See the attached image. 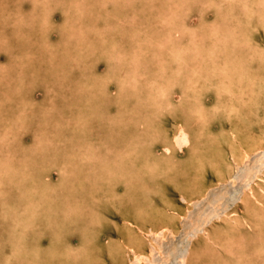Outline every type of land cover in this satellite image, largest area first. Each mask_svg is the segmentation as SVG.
Returning <instances> with one entry per match:
<instances>
[{
  "label": "rangeland",
  "instance_id": "1",
  "mask_svg": "<svg viewBox=\"0 0 264 264\" xmlns=\"http://www.w3.org/2000/svg\"><path fill=\"white\" fill-rule=\"evenodd\" d=\"M36 1L37 2L35 3V0H0V91L2 92H0V139L2 138L0 141V158L5 160L0 166V264H42V262L48 260L46 254L47 251L50 252L49 256H53V254H56L57 252L55 255L57 257L59 252L65 250L64 258L65 256H69V252L75 251L80 243V238L77 232L80 228L78 224L77 226H73L72 223H70V219L74 217V214L71 216L70 212H73V210H68L71 206V204H69V206L66 205L68 201L69 203L74 202V204L76 202V204L79 205V213L84 214L90 210L93 215H95L93 228L97 232V238L95 243L90 247L92 258L89 257L90 262L87 263L82 260L83 262L81 264H264V215L259 214L260 212H262V214L264 213V147L256 152L253 150L250 151L251 154H249L242 163L233 164L234 167L232 166L233 169L231 168V178L227 177V174H225V180L222 181H218V177L213 172V168L205 165L204 178L199 179L194 191L191 189L194 195L192 194L190 197L188 191L180 193L176 188L178 181L170 179L169 173H167L169 178L168 176L162 175L155 180L148 170H144L146 165H148V163L145 162L146 160L149 159L152 163L154 161L159 162V160L162 159V150L165 143L168 142L165 140L167 137L168 140L170 139L169 141L175 140L176 138V141L179 144L184 143L183 135L177 134L176 130L174 131L173 129H176L183 123L182 119L185 124H188L186 123L188 122V114L183 111L186 110V107L177 103L179 113H176L175 108L173 110V107H171L167 112L163 111L165 115L163 113L162 115L165 118H162V115L160 116L157 114L158 118L154 121H157L158 119L160 120L156 122L157 125H160V127L158 125L156 128L159 133L153 135L155 138L152 146H147V144H143L145 143L143 140L131 139L133 134H131V132L127 133L128 130L126 131L127 134H123L122 131L124 130H121L122 125H120L121 127L115 126L117 125V121L121 120V117L123 119L125 118L124 112H127L125 114L126 116L130 113H134V115L137 114L134 111L136 106H138V103L135 104L136 100L133 95H128V103L125 104V102H122L124 97L116 94L117 91H115V88H117V82H113L114 79H111V77H107L110 78L111 81L106 80L109 81V83L107 82L104 85L108 91L106 94H101V92L97 93L96 91L98 89L96 86L97 81L103 82V79H105L104 77L107 74L105 73L107 72L105 70H107L106 64L108 61L104 56H108L112 53L113 49L111 48H114L113 46H117V44L120 45L122 53L124 52L126 59V56H128L126 52L134 47H139V40H141L142 43L143 41L144 43L146 41L145 44H149L141 45L144 52L140 55L138 61H136V65L134 62L129 61V59H126L123 64L124 68H126L127 65L129 68L134 69L136 68L135 66L138 67L134 71L136 72L135 76L140 78L141 83H139L137 89H133V94L134 96L135 94L137 96H146L147 89H150L148 92L152 93L150 92L152 90L151 86L148 84L151 74L156 77L158 74H153L156 73L154 72V69H161L162 67L159 64L160 61L158 62V59L164 58L163 60H167L168 54L166 53V50L168 44L173 45L181 53L185 51L184 54L188 57L191 53L193 54L191 48L195 43L190 39L193 35L197 38L204 39V43L201 42L200 39L198 41L201 43L200 49L207 53L208 44L207 38L204 35H207L208 33H206L205 30L203 31V26L206 25L208 27L213 25L215 27L217 25L220 26L219 23H223V25L228 23L229 26L225 24L227 29L234 26L235 31L239 34L250 36L251 42L247 43V46L242 50L238 49L242 52L239 51L235 55L238 57L237 60L240 63H243L244 68L249 67L250 69H253L250 74L252 79L246 76V80L248 78L246 81L245 78L242 77L244 80L243 93H245L241 95L243 100L241 101V104H243L246 110H251L252 106L250 105L253 104V98L250 99L251 96L249 94H251L250 89H252V86L256 83V75H258L255 73L257 71L255 69H259V73L264 75V16L262 13L264 2H262L261 5H259L260 3L257 5V3L260 2L258 0H221L222 2L220 0H206V2L208 1L207 3L205 0H170L169 2L168 0H121L124 3L120 0L117 2L116 0H77V6H80L79 11H71L69 7H72V2L76 0H59L60 5H49V10L46 7H42V4L38 2V0ZM226 2L227 4L224 6L223 4ZM249 4L251 6H249ZM104 5H108V7H104ZM170 6L174 9L175 13ZM154 8H157V10ZM243 8L247 9H244L243 11ZM163 10H165L164 15L162 14ZM206 10L210 12L208 13ZM219 10L222 12H219ZM227 10H231V13H234V17L229 13L230 11L228 12ZM86 11H88V14L84 13ZM104 11L106 12L105 14ZM134 11L137 12V15H132V12ZM171 11H173V13H170ZM200 11H202L203 14ZM245 12L246 16L242 15L245 14ZM235 13L237 16L238 14L240 15L236 18ZM119 14L122 17H120ZM171 14H174V16H171ZM159 15H163V18L166 15V19L164 18L165 20L162 17L161 18L164 21L169 22V24L173 23L172 28L175 29L171 31L172 35L170 33V36H168L167 33L164 32L167 31L166 29L163 31V27L168 25L165 24L164 21L160 24L157 23L158 31L160 32L154 31L155 33L153 34L146 30L145 27L149 25L147 24L148 19L145 16H149L150 20L151 18L154 20L156 17H160ZM218 15L220 17H217ZM97 16L98 18L100 17V19L96 20ZM168 18H171V20L169 19L168 21ZM67 19L69 21L72 20V28L65 25L67 30L63 31L62 29L64 28V23ZM233 19H235V21ZM238 19L241 20L239 21L240 27L238 21L236 22ZM81 20L83 22L85 21L83 23L84 25L81 23ZM201 20L205 22L202 24ZM94 22L98 23L97 26ZM91 25H93V27H91ZM98 25H100V28ZM62 26L63 28L61 29ZM139 26H142V31L138 32L137 30L139 33L138 35L135 28H138ZM96 27L99 29L97 30ZM108 27L111 28L108 29ZM76 28L78 29L76 30ZM150 28L152 27L150 26ZM195 28L198 29L199 32H197L198 30ZM79 29L81 32L80 35L84 37V40H82V38L80 43L72 41L73 39H65L66 35H75L76 32L78 33ZM128 29L130 30L129 33H127ZM131 29L134 32L131 31ZM46 30H48V34L46 33ZM43 31L44 33H40ZM93 33L95 34L94 36ZM110 33L112 34L109 35ZM88 34L90 38H88ZM97 34H99V36ZM136 34L138 35L137 38ZM228 35L227 41L229 42L232 39H230L231 34L228 33ZM154 36H160V39H152ZM221 36L219 35V40L217 39L215 41V39L213 40L211 38L210 41L211 44L215 41L214 43L218 46V51L223 52L222 45H219L221 44ZM100 38L103 40L105 38L104 41L107 42L106 45L104 44L103 46V44L100 43L102 42ZM19 39L20 41H18ZM85 39H87V42ZM95 39L97 40L95 41ZM225 39L226 38H224V40ZM44 40L46 41L44 42ZM89 40L91 45L88 42ZM131 40L133 41L131 42ZM156 40H160L159 43L161 45L159 44V47L155 46L157 43ZM165 40L168 42L166 43ZM94 41L96 43H94ZM210 41L208 40V43H210ZM92 44L94 47H92ZM95 46H98V48H95ZM149 46H151L152 49ZM20 47L23 49L21 50ZM107 47H109V49ZM172 47H170L171 50ZM91 48L95 52H91ZM99 50H101L102 53ZM96 52L98 53L97 56ZM105 52L109 54H106ZM147 52L149 53L147 54ZM153 52L156 55L158 54L159 57L157 56V59H153ZM228 53L229 51H227V53L225 52V54ZM89 56L92 58H89ZM187 60L188 59L185 61L187 62ZM82 61H84V63ZM138 62L141 63L139 64ZM178 63L184 66V68L187 65L181 63V61H177V64ZM78 64H81V69L80 66H77ZM82 64L85 68L88 67L86 68V74L84 68H82ZM175 64L176 63L171 66H174ZM25 66L27 67L24 68ZM64 66L66 68H64ZM103 66H105L106 69H104ZM147 67L150 68L148 69ZM87 69L92 70L88 71ZM141 73H145L147 76H140ZM93 83L95 84V87H93ZM247 83L250 84L249 87V84L247 85ZM176 86H172L173 88L171 89L170 96L172 101L174 100L175 102H178L182 94L181 90L183 86L180 83L176 84ZM79 89L80 91H78ZM140 89H142L143 92H146L141 94L142 90ZM177 90L178 93H176ZM58 91L60 92L58 93ZM92 91L96 92L95 95L91 94ZM85 93H87V95H85ZM210 93L212 94V97ZM213 93L214 90H211L204 98L207 106H211L217 101ZM235 95H238V92L235 91ZM113 96H115V98ZM91 97L93 98L91 99ZM131 97L134 99V102L131 100ZM71 98L72 101H70ZM88 98L90 100H88ZM112 98L116 100L114 101ZM48 102L49 104H47ZM99 102L105 104H100ZM259 104L262 105L263 108L264 99L259 100ZM169 110H171L173 114L168 115ZM121 111L123 112L121 113ZM118 113L121 114V117L119 116L117 119L113 118L115 115L117 116ZM223 113L224 114H218V117L214 116L210 128L212 132H204L205 134L201 133L202 139H214L216 136L213 135V133L219 129L218 127L221 126V122L223 129L227 130L226 132L229 131L231 126L230 121H223V119L227 117L226 109ZM21 114L26 116L29 126H25V130L21 129V136H19V133L15 132L14 129L24 127L23 122H20V124L17 125ZM44 115L46 117L49 116L50 118L47 119ZM185 115H187V118H185ZM136 116L138 120L142 118V116H139V113ZM179 117L181 118L179 119ZM111 118L113 119V122H110ZM143 118L145 121L148 116H144ZM141 120L143 121V119ZM249 121L252 124H256L258 127L264 126V117L260 112H255V114L250 117ZM233 122H237V119L233 120L231 123ZM35 125H39V127H36ZM232 125L234 126V123ZM132 126L129 127L133 128L134 126ZM88 127L91 128L89 129ZM254 127L255 126H253V128ZM10 128H12L13 131L9 132V130H11ZM40 128L43 129L40 130ZM78 128L84 135L76 139L73 137L74 140L69 139V141H67L65 140V136H63V134L61 136L60 134V130H62L69 136L71 135L69 130H75ZM252 130L247 129L246 132H251ZM100 132L103 133V135H101ZM136 132L137 134L135 136H139V139H143V136H145L143 129L139 130L136 128ZM8 133L11 134V136L14 135L17 139H20L22 145L14 146L15 142L7 136ZM35 134H37V137ZM122 135L124 136L122 137ZM126 136L129 141H127ZM159 137L161 140H159ZM163 137H165V139H163ZM38 138L41 146L40 148H42L43 151L35 154L32 152V149ZM121 139L123 142H121ZM70 143H75V145H71L74 146L73 148L79 149L81 153L75 154L72 157V155L67 152V150L71 152V149L68 148L66 149L67 157H60V163L57 159L53 161V158H56L62 152L61 149L63 150L64 147H70L67 146ZM52 145H56L54 157H50L49 162L47 161L41 164L43 159L39 156L50 151L49 149ZM9 146L11 150L9 149ZM11 147H15L16 149L24 147L25 152H21V154L17 153L14 148ZM92 150L94 152L93 158L87 159L91 156L90 152ZM174 154L180 158H178L180 162H177V167H182V162L185 160L184 158H186L185 156L187 152H175ZM230 159V155L226 152L224 161L232 163V160ZM102 161L106 164L104 169H102ZM46 163H48L47 166H45ZM60 164H66L68 169H64L66 171L63 172L59 167ZM45 167L48 170L45 169ZM116 168L119 171H117ZM177 170V173L181 174V170H179V168H177ZM85 175H87V178H85ZM141 175H144V178L141 177ZM177 176L179 175L177 174ZM260 176H263L261 178L262 180L258 179ZM180 177L181 176L177 177V179L179 180ZM182 177L186 178L187 175ZM182 177L179 181L184 179ZM140 182L147 185L149 189L151 188L150 190L154 191L155 194L153 193L152 195L151 193L153 206L158 204L161 206L160 208H164L168 215V217L166 216L167 218L157 216L153 220L144 219L138 214L139 212L136 210L135 205H133L132 202H127V199L123 196L124 189L126 188L133 191L131 186H135L134 188L139 191L137 187H139V185L142 186L139 184ZM125 183L128 187H124ZM31 186L32 188L35 187L40 190L33 193ZM250 187L252 188L251 192L254 195L253 198H249L250 202L245 203L243 196L247 193ZM158 188L159 190L157 192ZM203 188H205V191ZM111 189H113V193L120 194L119 197H123L121 204H119L120 201L116 198H111ZM196 191L199 192L197 193ZM162 195L165 196L164 199L169 202L171 206H162L160 202ZM87 196L92 198V200H89L90 198ZM67 197H71L70 199L72 201L76 198L77 201L75 199L71 202ZM47 198L53 203L51 207H49L46 202L41 203ZM93 199H95L96 202H93ZM256 200H259L261 203H257ZM27 201H30L31 205ZM26 204L30 205L27 209L28 213H24L28 215V218L18 216V209H20L19 212H21ZM253 207H258V209H256L258 212ZM226 213L227 215L230 213L229 216L225 217ZM173 214L176 217H174V220L169 224L168 218L169 216L172 217ZM253 214L255 216H253ZM84 216H87V213ZM223 217L225 218L222 219ZM96 220L99 221L97 222ZM234 226L238 231L229 234L228 231L233 232V230L229 229ZM216 230L218 231L216 232ZM55 234L58 235L56 239H58L60 244L58 245L59 248L54 249L53 253L51 238L52 236H55ZM215 235L217 236L215 237ZM219 235L223 237L221 238L223 240L220 239ZM230 235L233 237H230ZM110 242L113 243L111 246H114L112 249H110ZM214 242L216 243L214 246V251L216 252L213 253L209 245H213L212 243ZM218 243L221 245H218ZM205 246H207V248ZM37 249L40 250L39 253H36ZM50 249L52 251H50ZM189 259L194 261L188 263ZM200 259L203 261L201 262ZM204 260H206V262ZM52 264H56V261Z\"/></svg>",
  "mask_w": 264,
  "mask_h": 264
},
{
  "label": "bare ground",
  "instance_id": "2",
  "mask_svg": "<svg viewBox=\"0 0 264 264\" xmlns=\"http://www.w3.org/2000/svg\"><path fill=\"white\" fill-rule=\"evenodd\" d=\"M6 1V0H5ZM28 1V0H27ZM106 1V0H105ZM108 1H112V0H108ZM118 0H116V2H117ZM121 1V0H120ZM137 1V0H136ZM148 1V0H147ZM167 1V0H166ZM170 0H168V2H169ZM193 1V0H192ZM196 1H199V0H196ZM215 1V0H214ZM213 1V2H214ZM221 1V0H220ZM258 1H260V2H256L257 3V5L259 4V5H261V3L262 2H264V0H258ZM10 2V1H9ZM13 2V1H12ZM11 2V3H12ZM37 1L35 0V3H36ZM38 2H40L41 4H42V7H46V8H48V10H49V8H50V6L49 5H53V4H56V5H60V2H59V0H38ZM81 2V1H80ZM104 2V1H103ZM121 2H123V1H121ZM130 2V1H129ZM162 2H164V1H162ZM205 2H206V0H205ZM208 2V1H207ZM206 2V3H207ZM222 2V1H221ZM220 2V4L222 5V3ZM224 2V1H223ZM254 2V3H255ZM7 3V2H6ZM17 3V2H16ZM19 3V2H18ZM31 3V2H30ZM29 3V4H30ZM33 3V2H32ZM105 3V2H104ZM113 3V2H112ZM115 3V2H114ZM124 3V2H123ZM122 3V4H123ZM136 3V2H135ZM145 3V2H144ZM171 3H172V1H171ZM170 3V4H171ZM201 3V2H200ZM200 3H199V6H200ZM217 4H219L218 2H216ZM230 3V2H229ZM252 3V2H251ZM34 4V3H33ZM116 4V3H115ZM114 4V5H115ZM130 4V3H129ZM163 4V3H162ZM173 4V3H172ZM193 4V3H192ZM225 4H227V2L226 3H224L223 5L225 6ZM31 5V4H30ZM78 5V1L76 0V1H73L72 2V7H69V9L72 11V10H77V11H79V9H80V6L78 7L77 6ZM110 5H112V4H110ZM197 5V4H196ZM202 5V4H201ZM75 6V7H74ZM106 5H104V7H105ZM122 6H124V5H122ZM164 6H165V4H164ZM172 6V5H171ZM170 6V7H171ZM174 6V5H173ZM188 6V5H187ZM247 6V5H246ZM249 6H251L250 4H249ZM31 7V6H30ZM106 7H108V5L106 6ZM194 7H197V6H194ZM214 7V6H213ZM241 7V6H240ZM40 8V7H39ZM51 8H52V6H51ZM126 8V7H125ZM163 8V7H162ZM162 8H161V10H162ZM175 8V7H174ZM178 8V7H177ZM192 8V7H191ZM225 8V7H224ZM264 8V7H263ZM54 9V8H53ZM57 9V8H56ZM154 9H156L157 10V8H154ZM171 9H173L172 7H171ZM195 9V8H194ZM210 9V8H209ZM223 9V8H222ZM227 9H228V7H227ZM242 9V8H241ZM244 9H247V8H243V11H244ZM2 10V9H1ZM6 10H7V8H6ZM31 10V9H30ZM29 10V11H30ZM52 10V9H51ZM106 10V9H105ZM108 10H111V9H108ZM166 10V9H165ZM165 10H163L162 12V14L164 15V12H165ZM187 10V9H186ZM201 10H203V9H201ZM215 10V9H214ZM240 10V9H239ZM158 11H159V9H158ZM167 11V10H166ZM173 11H174V9H173ZM173 11H171L170 13H173ZM178 11V10H177ZM207 11V10H206ZM217 11V10H216ZM228 11V10H227ZM230 11V12H229ZM228 12L229 13H231V10H229ZM20 12H21V10H20ZM106 12H107V10H106ZM105 11H104V14L106 13ZM178 12H180V11H178ZM177 12V13H178ZM201 13H202V11H200ZM208 12V11H207ZM210 12V11H209ZM208 12V13H209ZM219 12H222V11H220L219 10ZM234 12H236V11H234ZM246 12H248V11H246ZM246 12H245V14H242V15H244V16H246ZM36 13V12H35ZM84 13H86V14H88V11H86V12H84ZM129 13V12H128ZM159 14H161L160 12H158ZM167 13V12H166ZM174 13H175V11H174ZM184 13V12H183ZM205 13V12H204ZM212 13H213V10H212ZM263 16H264V9H263ZM40 14H42V13H40ZM39 14V15H40ZM111 14V13H110ZM133 14H136L137 15V12H132V15ZM152 14H153V12H152ZM186 14V13H185ZM203 14V13H202ZM221 14V13H220ZM219 14V15H220ZM225 14V13H224ZM232 14V13H231ZM230 14V15H231ZM252 14V13H251ZM48 15V14H47ZM118 15V14H117ZM125 15H127V14H125ZM131 15V14H130ZM144 15V14H143ZM155 15V14H154ZM162 15V16H163ZM176 15V14H175ZM179 15V14H178ZM187 15V14H186ZM197 15V14H196ZM217 16V17H220V16ZM233 15V17H234V13L232 14ZM235 15H236V13H235ZM240 14H238V16H239ZM119 16H120V14H119ZM152 16V15H151ZM160 16V15H159ZM162 16H160V17H156V19H154V20H152L153 18H151V20H150V18H149V16H145L148 20H147V24L149 25V26H147V27H145L146 28V30L148 31V32H150V33H155L154 31H156V32H160V31H158L159 29H158V27H157V23L158 24H160L161 22L163 23V21L166 19L165 18V16H164V18L162 17ZM171 16H174V14L172 15L171 14ZM214 16V15H213ZM223 16V15H222ZM237 15H236V18L238 17ZM37 17V16H36ZM49 17V16H48ZM47 17V18H48ZM106 17V16H105ZM109 17V16H108ZM120 17H122V16H120ZM144 17V18H145ZM153 17V16H152ZM164 19H162V18ZM184 17V16H183ZM198 17V16H197ZM215 17V16H214ZM227 17H228V15H227ZM232 17V18H233ZM111 18V17H110ZM124 18H126V17H124ZM134 18V17H133ZM136 18H137V16H136ZM143 18V19H144ZM198 18H200V17H198ZM216 18V17H215ZM235 18V19H236ZM242 18V17H241ZM37 19V18H36ZM97 19H100V17L98 18V16H97V18H96V20ZM132 19V18H131ZM140 19V18H139ZM169 19L171 20V18H168V21H169ZM179 19H180V17H179ZM183 19V18H182ZM189 19V18H188ZM235 19H233L234 21H235ZM48 20V19H47ZM40 21H42V20H40ZM45 21V20H44ZM63 21V20H62ZM82 21V20H81ZM80 21V22H81ZM104 21V20H103ZM115 21H117V20H115ZM142 21V20H141ZM214 21V20H213ZM224 21H225V19H224ZM233 21V22H234ZM238 21V24L240 23L239 21H241L240 19H238V20H236V22ZM34 22V21H33ZM85 22V21H84ZM83 21L81 22L82 24L84 23ZM106 22V21H105ZM120 22V21H119ZM119 22H118V24H119ZM144 22V21H143ZM205 22V21H204ZM202 20H201V23L203 24L204 23ZM220 22H221V20H220ZM222 22H223V20H222ZM62 23V22H61ZM72 20H66L65 21V23H64V28H63V26L61 27V29L63 30V31H66L67 30V25H68V27H70V28H72ZM87 23V22H86ZM93 23V22H92ZM91 23V24H92ZM94 23H96V22H94ZM122 23V22H121ZM164 23L165 24H168V25H165L163 28V31L166 29L167 31H164V32H166L167 33V35L168 36H170L169 34L171 33V31H173L174 29L172 28V26H173V23L172 24H169V22H167V21H164ZM170 23H171V21H170ZM175 23V22H174ZM216 23H217V20H216ZM41 24H43V23H41ZM51 24V23H50ZM90 24V23H89ZM89 24H88V26H89ZM97 24L98 23H96V26H97ZM150 24H152V25H150ZM208 24V23H207ZM220 24V26L219 25H217V26H213V25H211V26H203L204 28H203V31L205 30V32L206 33H208L207 35H204L206 38H207V44H208V46H207V48H208V50H207V53H205V51H202L201 49H200V42L198 41L200 38H197L196 36H191V41L193 42V43H195V45H193V47L191 48V50L193 51V54L191 53L188 57H186V54H184L185 53V51L183 52V53H181V52H179L178 50H177V48H175L173 45H171V44H168V48H167V50H166V53L168 54V57H167V60H163L164 58H159L158 59V62L160 61V65L162 66L161 67V69L160 68H157V69H154L155 71L154 72H156V73H153V74H158L156 77H154L152 74H151V76H150V78H149V82H148V84H149V86H151V91L150 92H152V93H149L148 91L150 90H148L147 89V92H146V96H137L136 94H135V96H134V92H133V89L135 90V89H137V87H139V83H141V80H140V78L139 77H136L135 75H136V72L134 71L135 69H137L138 67L137 66H135L137 63H136V61H138V59H139V57H140V55L144 52V50L142 49V47H141V45L142 44H145L146 43V41H145V43H144V41H143V43H142V41L141 40H139V42H138V45H139V47L137 46L136 48L134 47L133 49H131L130 51H128V52H126V54L128 55V56H126L127 58L126 59H129V61H131V62H134V66L136 67L135 69L134 68H129L128 67V65L126 66V68H124L123 67V64H124V62L126 61V59H125V56H124V52L122 53V49H121V46L120 45H118L117 44V46H113L114 48H111V49H113V51H112V53L111 54H109V53H106V54H109L108 56H106L105 55V53H104V57H106V59H107V64H106V66H107V70H105V71H107V72H105V73H107L106 75H105V79H103V82H100V81H97V83H96V86L98 87V89L96 90L97 91V93L99 92H101V94H106L108 91H107V88L106 87H104V85H105V83H109V81H106V80H110L111 81V79L113 78L114 80H113V82L114 81H116L117 82V84H116V87L117 88H115V91H117L116 92V94H119L120 96H122V97H124L123 99L124 100H122V102H125V104L126 103H128V95L130 96V95H133V97L135 98V100H136V102H135V104L136 103H138V106H136V108H135V111L134 112H136L137 114L139 113V116L141 117L142 116V118L141 119H143V121L140 119V120H138L137 119V114H135L134 115V113H130L129 115H125L127 112H124V119L121 117V114L120 113H118L117 114V116L115 115L113 118H115V119H117V118H119V116L121 117L120 119V121H117V125H115V126H119V127H121L120 125H122V129L121 130H124V131H122L123 132V134L125 133V134H127V133H129V132H131V134H133V137L131 136V139H133V140H136V139H138V140H143L145 143H143V144H147V146H152V143L154 142V134H156V133H159L158 132V130L156 129L157 128V126L159 125H157L156 124V122L159 120H157V121H154L155 119H157L158 118V115H162V113L164 114V112L163 111H165V112H167V110L168 109H170L171 107H173V110H174V108H175V111H176V113H179V108H178V105H177V103H179V104H181V105H183L184 107H186V110H183L184 112H186L187 114H188V122H186V123H188V124H185V122L183 121V119H182V122L184 123H182L181 125H179L176 129H173L174 131L176 130V133L177 134H179V135H183V138H184V143L183 144H179L177 141H176V138H175V140H171V141H169L168 140V137H167V139H165V137H163V139H165V140H167L168 142H166L165 143V145H164V148H163V150H162V152H163V154H162V159H160L159 160V162L158 161H154V162H152L151 163V161L148 159V160H146L145 161V159H144V161L146 162V163H148V165H146V168H144V170L145 171H149L150 172V175L156 180L159 176H162V175H165V176H168L167 175V173H169L170 174V179H173V181H178L177 183H178V185H177V189L180 191V193L181 192H186V191H188V194L190 195V197H191V195L193 194L192 192L196 189V186H197V182L199 181V179H202V178H204V171H205V165H208L209 167H211V168H213V172L217 175V179H218V181H222V180H225V178H224V175L225 174H227V177H229V178H231V170L233 169L232 168V166H233V164L235 165V164H238V163H242L248 156H249V154H251V152L250 151H254V152H256V151H258L260 148H263L264 147V126H261V127H258L256 124H252V123H250V117L253 115V114H255V112H260V114H262L263 115V117H264V106H263V108H262V105H260L259 104V100H263L264 99V75H262V74H260L259 73V69H255V70H257L255 73L256 74H258V75H256V83L252 86V89H250V93L251 94H249L250 96V99H252L253 101H252V105H250V106H252V108H251V110L250 109H248V110H246V108L243 106V104H241L242 102L241 101H243L242 100V97H241V95L242 94H244L243 93V89H244V80L242 79V77H244L245 78V80H246V76H248L249 78H251L252 79V76H250V74H251V71H253V69H250L249 67L248 68H244L243 67V63H240L238 60H237V56L235 55V54H237V52H239L240 50H238V49H243L245 46H247V43H249V42H251V40H250V36L249 35H247L246 36V34H244V35H242V34H239L238 32H236L235 31V27L234 26H231L230 27V29H227V26H225V24H227L228 25V23H225L224 25H223V23H219ZM234 24V23H233ZM232 24V25H233ZM237 24V23H236ZM237 24V25H238ZM53 25V24H52ZM66 25V26H65ZM84 25V24H83ZM109 25V24H108ZM231 25V24H230ZM61 26V25H60ZM112 26V25H111ZM116 26V25H115ZM126 26V25H125ZM132 26V25H131ZM150 26L152 27V28H150ZM229 26V25H228ZM91 27H93V25H91ZM94 27H95V25H94ZM98 27L100 28V25H98ZM98 27H96L97 28V30L99 29ZM114 27V26H113ZM127 27V26H126ZM130 27V26H129ZM237 27V26H236ZM239 27H240V24H239ZM84 28V27H83ZM89 28V27H88ZM109 28H111V27H108V29ZM117 28H118V26H117ZM78 28H76V30H77ZM81 29V28H80ZM80 29H79V31H78V33L76 32V34L75 35H72V36H67L66 35V38L65 39H67V38H69L70 40H72V41H77L78 43H80L81 42V39L82 40H84V37H82V35H80ZM136 29V32H137V30H138V32L139 31H142V26H139L138 28H135ZM196 29V28H195ZM33 30V29H32ZM101 30V29H100ZM114 30V29H113ZM122 30V29H121ZM196 30H198V29H196ZM231 32H230V31ZM108 31V30H107ZM116 31H118V30H116ZM129 29H128V32L127 33H129ZM131 31H133L132 29H131ZM162 31V30H161ZM222 31V32H221ZM229 31V32H228ZM259 31V30H258ZM33 32V31H32ZM31 32V33H32ZM36 32V31H35ZM125 32V31H124ZM134 32V31H133ZM137 32V33H138ZM163 32V33H164ZM197 32H199V30L197 31ZM202 32V31H201ZM27 33V32H26ZM40 33H44V31L43 32H40ZM46 33L48 34V30H46ZM72 33H74V32H72ZM123 33V32H122ZM186 33V32H185ZM184 33V34H185ZM195 33H196V31H195ZM228 33L229 34H231V36H230V39H232V40H230L229 42L227 41L228 39H227V36H229L228 35ZM86 34V33H85ZM90 34V33H89ZM89 34H88V36H89ZM100 34V33H99ZM99 34H97L98 36H99ZM112 33H110L109 35H111ZM124 34V33H123ZM133 34V33H132ZM165 34V33H164ZM163 34V35H164ZM175 34V33H174ZM187 34V33H186ZM199 34V33H198ZM200 34H202V33H200ZM256 34V33H255ZM27 35H29V34H27ZM33 35V34H32ZM61 35H62V33H61ZM91 35V34H90ZM95 34L93 33V36H94ZM122 35V34H121ZM124 35H126V34H124ZM129 35V34H128ZM138 35H139V33H138ZM137 34H136V38H137V36H138ZM141 35V34H140ZM171 35H172V33H171ZM219 35L221 36H223L224 38H226L225 40H224V38L221 36L220 37V41H221V44H219V45H222V47H223V52H220V51H218V46L217 45H215V41L218 39L219 40ZM19 36V35H18ZM23 36V35H22ZM21 36V37H22ZM34 36V35H33ZM42 36V35H41ZM75 36V37H74ZM104 36H106V35H104ZM166 36V35H165ZM186 36V35H185ZM200 36V35H199ZM256 36V35H255ZM20 37V36H19ZM59 37V36H58ZM114 37H115V35H114ZM160 36H154L152 39H160L159 38ZM201 37H203V36H201ZM23 38V37H22ZM88 38H90V36L88 37ZM94 38V37H93ZM92 38V39H93ZM99 38V37H98ZM103 38V37H102ZM143 38V37H142ZM173 38V37H172ZM215 39V41L211 44V41H210V39ZM222 38V39H221ZM21 39V38H20ZM20 39L18 40V41H20ZM101 39V38H100ZM134 39V38H133ZM162 39H163V37H162ZM174 39V38H173ZM172 39V40H173ZM23 40H26V39H23ZM33 40H34V38H33ZM63 40H64V38H63ZM86 40V42H87V39H85ZM97 39H95V41H96ZM104 40H105V38H104ZM103 39H101V41L102 42H100L101 44H103V46H104V44L106 45V43L107 42H105ZM151 40V39H150ZM167 40V39H166ZM165 40V41H166ZM201 40V42H203L204 43V39L203 38H201L200 39ZM208 40L210 41V43H208ZM17 41V42H18ZM35 41V40H34ZM46 40H44V42H45ZM66 41V40H65ZM91 41H93V40H91ZM94 41V43H96ZM111 41H113V40H111ZM133 40H131V42H132ZM159 41L160 40H156V44H155V46H158L159 47ZM36 42V41H35ZM67 42V41H66ZM83 42V41H82ZM89 42V44L91 43L90 42V40L88 41ZM98 42V41H97ZM129 42V41H128ZM168 41H166V43H167ZM170 42H171V40H170ZM19 43V42H18ZM38 43V42H37ZM64 43V42H63ZM99 43V44H100ZM113 43V42H112ZM115 43V42H114ZM165 43V44H166ZM203 43H202V46H203ZM217 43H219V42H217ZM216 43V44H217ZM23 44V43H22ZM116 44V43H115ZM129 44H130V42H129ZM148 44V43H147ZM147 44H145V45H147ZM32 45V44H31ZM71 45V44H70ZM73 45V44H72ZM91 45V44H90ZM93 45V44H92ZM96 45H98V44H96ZM114 45V44H113ZM149 45V44H148ZM161 45V44H160ZM191 45V44H190ZM36 46V45H35ZM77 46V45H76ZM80 46V45H79ZM111 46V45H110ZM133 46H135V45H133ZM154 46V47H155ZM166 46V45H165ZM173 46V47H172ZM235 46H237V47H235ZM91 47V46H90ZM90 47H87V48H90ZM92 47H94V45L92 46ZM146 47V46H145ZM149 47H151V46H149ZM170 47H172V50L170 49ZM21 48V47H20ZM35 48V47H34ZM38 48V47H37ZM95 48H98V46L96 47L95 46ZM103 48V47H102ZM108 49H109V47H107ZM161 48V47H160ZM164 48V47H163ZM204 48H205V46H204ZM23 48H21V50H22ZM47 49V48H46ZM60 49H61V47H60ZM92 49V48H91ZM121 49V50H120ZM151 49H152V47H151ZM156 49V48H155ZM162 49V48H161ZM88 50V49H87ZM102 50V49H101ZM101 50H99L101 53H102V51ZM105 50V49H104ZM121 52H120V51ZM148 50V49H147ZM202 52H201V51ZM219 50H220V48H219ZM94 50L92 49V51L91 52H93ZM116 51V52H115ZM155 51V50H154ZM227 51H229V53L228 54H225V52L227 53ZM26 52V51H25ZM51 52H53V51H51ZM95 52V51H94ZM108 52V51H107ZM159 52V51H158ZM160 52H161V50H160ZM240 52H242V51H240ZM252 52H253V50H252ZM76 53V52H75ZM101 53H99V54H101ZM149 52H147V54H148ZM156 53H157V51H156ZM189 53H190V51H189ZM90 54H92V53H90ZM95 54V53H94ZM97 52H96V56H97ZM153 54H154V52H153ZM161 54H162V52H161ZM102 55V54H101ZM150 55V54H149ZM163 55V54H162ZM92 56V55H91ZM103 56V55H102ZM101 56V57H102ZM132 56V57H131ZM152 56V55H151ZM157 56H158V54L156 55V54H154L153 55V59H157ZM24 57V56H23ZM100 57V58H101ZM141 57H143V56H141ZM159 57V56H158ZM89 58H92V57H90L89 56ZM96 58V57H95ZM151 58V59H152ZM240 58H242V57H240ZM87 59H88V57H87ZM98 59V58H97ZM102 59H103V57H102ZM101 59V60H102ZM146 59H147V57H146ZM150 59V58H149ZM186 59H188L187 60V62L185 61ZM92 60V59H91ZM100 60V61H101ZM140 60H141V58H140ZM139 60V61H140ZM242 60V59H241ZM121 61V62H120ZM128 61V62H129ZM145 61H147V60H145ZM155 61V60H154ZM177 61H181V63H185V64H187L186 66H185V68H184V66H182L181 64H177ZM24 62V61H23ZM83 63H84V61H82ZM127 62V63H128ZM142 62V61H141ZM141 62H138L139 64L141 63ZM25 63V62H24ZM93 63V62H92ZM104 63V62H103ZM122 63V64H121ZM144 63V62H143ZM142 63V64H143ZM156 63V62H155ZM154 63V64H155ZM174 63H176L174 66H171L172 64H174ZM94 64V63H93ZM131 64V63H130ZM91 65V64H90ZM96 65V64H95ZM94 65V66H95ZM157 65H158V63H157ZM159 65V66H160ZM77 66H80V69H81V64L79 65H77ZM82 66H83V64H82ZM91 66H93V65H91ZM98 66V65H97ZM125 66V65H124ZM131 66V65H130ZM149 66H151V65H149ZM27 66H25L24 68H26ZM43 67V66H42ZM44 67H46V66H44ZM104 67V69H106L105 68V66H103ZM133 67V66H132ZM140 67V66H139ZM47 68V67H46ZM64 68H66L65 66H64ZM82 68H84V70H85V74H86V68H88V67H86L85 68V66H83ZM92 68V67H91ZM98 68V67H97ZM148 68V67H147ZM150 68V67H149ZM148 68V69H149ZM141 69V68H140ZM142 69H143V66H142ZM76 70V69H75ZM83 70V71H84ZM88 71H90V70H92V69H87ZM145 70V69H144ZM248 70V71H247ZM250 70V71H249ZM83 71H82V73H83ZM104 71V70H103ZM140 71V70H139ZM3 72V71H2ZM1 73V72H0ZM63 73H64V71H63ZM77 73H79V72H77ZM91 73V72H90ZM89 73V74H90ZM76 74V73H75ZM88 74V73H87ZM93 74V73H92ZM147 76V74L145 75V73H141L140 74V76ZM188 75V76H187ZM245 75V76H244ZM77 76V75H76ZM94 76V75H93ZM138 76H139V74H138ZM152 76H153V78H152ZM87 77V76H86ZM107 77H111V79L110 78H107ZM75 78V77H74ZM74 78H73V80H74ZM107 78V79H106ZM90 79H91V77H90ZM247 80H248V78H247ZM246 80V81H247ZM46 81V80H45ZM71 81V80H70ZM55 82V81H54ZM85 82V81H84ZM178 83H180V84H182V90H181V92H182V94H181V96H180V99H179V101L178 102H175L174 100L172 101V99H171V96H170V94H171V89L173 88L172 86L173 85H175L176 86V84H178ZM187 83V84H186ZM113 84V83H112ZM249 83H247V85H248ZM115 85V84H114ZM107 86V85H106ZM250 86V84L248 85V87ZM72 87V86H71ZM75 87V86H74ZM78 87V86H77ZM90 87V86H89ZM93 87H95V84L93 83ZM176 87H178V86H176ZM1 88V87H0ZM106 88V89H105ZM179 88V87H178ZM251 88V87H250ZM64 89V88H63ZM71 89V88H70ZM101 89V90H100ZM4 90V89H3ZM65 90V89H64ZM72 90H73V88H72ZM76 90V89H75ZM140 90H142V89H140ZM174 90V89H173ZM180 90V89H179ZM211 90H214V95H215V97H216V102H214L211 106H207L206 104H205V97L209 94V92L211 91ZM74 91V90H73ZM78 91H80V89L78 90ZM235 91L236 92H238V95H235ZM249 91V90H248ZM1 92V91H0ZM60 91H58V93H59ZM65 92H67V91H65ZM145 92H143V90H142V92H141V94L143 93H145ZM247 92V91H246ZM2 93V92H1ZM72 93V92H71ZM87 93H88V91H87ZM87 93H85V95H87ZM95 93L96 92H93L92 91V95H95ZM154 93V94H153ZM176 93H178V90H177V92ZM254 93V94H253ZM61 94V93H60ZM75 94V93H74ZM89 94V93H88ZM140 94V95H141ZM211 94V93H210ZM71 95V94H70ZM109 95V94H108ZM115 95V94H114ZM125 95V96H124ZM248 95V94H247ZM179 96V95H178ZM254 96V97H253ZM50 97V96H49ZM114 98H115V96H113ZM211 97H212V94H211ZM214 97V96H213ZM93 97H91V99H92ZM107 98V97H106ZM110 98V97H109ZM130 98V97H129ZM132 98V97H131ZM174 98V97H173ZM74 99V98H73ZM113 99V98H112ZM119 99H120V97H119ZM176 99V98H175ZM213 99V98H212ZM249 99V100H250ZM76 100H77V98H76ZM88 100H90L89 98H88ZM114 100V99H113ZM116 100V99H115ZM114 100V101H115ZM130 100V99H129ZM133 102H134V99L132 98L131 99ZM70 101H72V98H71V100ZM99 101H101V100H99ZM110 101H112V100H110ZM69 102V101H68ZM74 102V101H73ZM76 102V101H75ZM79 102V101H78ZM141 102H143V103H141ZM246 102V101H245ZM250 102H251V100H250ZM61 103V102H60ZM71 103V102H70ZM69 103V104H70ZM82 103V102H81ZM80 103V104H81ZM100 103V102H99ZM103 103V102H102ZM102 103H100V104H102ZM130 103V102H129ZM246 103H248V102H246ZM47 104H49V102L47 103ZM50 104H51V102H50ZM52 104H53V101H52ZM93 104H96V103H93ZM103 104H105V103H103ZM124 104V103H123ZM245 104V103H244ZM249 104V103H248ZM72 105V104H71ZM98 105V104H97ZM119 105V104H118ZM69 106V105H68ZM68 106H67V108H68ZM140 106H141V108H140ZM73 107V106H72ZM82 107H83V105H82ZM96 107V106H95ZM102 107V106H101ZM115 107V106H114ZM77 108H78V106H77ZM223 108V109H222ZM84 109V108H83ZM87 109V108H86ZM98 109V108H97ZM140 109V110H139ZM226 109V112H227V117L226 118H224L223 119V121H230V129H229V133L228 132H226L227 130H224L223 129V126H222V122H221V126L220 127H218L217 129L218 130H216V132L215 133H213V135H215L216 137L214 138V139H211V138H207V139H205V138H201L202 137V134L204 133V132H206V133H211L212 132V130L210 129L211 128V122L213 121V118H214V116H219L218 114H224L223 112H224V110ZM88 110V109H87ZM86 110V111H87ZM7 111V110H6ZM61 111V110H60ZM89 111V110H88ZM98 111H99V109H98ZM174 111V112H175ZM182 111V112H183ZM30 112V111H29ZM119 112V111H118ZM123 111H121V113H122ZM115 113V112H114ZM169 114L168 115H171V114H173L172 113V111L171 110H169V112H168ZM158 114V115H157ZM72 115H74V114H72ZM85 115V114H84ZM165 115V114H164ZM167 115V114H166ZM176 115V114H175ZM45 116V115H44ZM68 116V115H67ZM91 116V115H90ZM93 116V115H92ZM144 116H148V118L147 119H145V121H144ZM157 116V117H156ZM176 116H178V115H176ZM183 116V115H182ZM187 115H185V118H187L186 117ZM46 117V116H45ZM171 117V116H170ZM175 117V116H174ZM47 119L48 118H50L49 116L48 117H46ZM162 118H165V117H163V115H162ZM178 118V117H177ZM181 117H179V119H180ZM183 118H184V116H183ZM40 119V118H39ZM110 119V118H109ZM109 119H107V120H109ZM169 119V118H168ZM175 119V118H174ZM235 119H237V122H233L234 123V126L232 125L233 123H231L233 120H235ZM45 120V119H44ZM82 120V119H81ZM94 121V120H93ZM110 121V120H109ZM142 121V122H141ZM154 121V122H153ZM160 121V120H159ZM161 121H163V120H161ZM254 121V120H253ZM20 122L22 123L23 122V126L24 127H19V129H14V131L15 132H17V133H19V136H21L20 135V130L22 129V130H25L26 128H25V126L27 127V126H29V123H28V120L26 119V116L24 115V114H21V117L19 118V120H18V123H17V125L18 124H20ZM110 122H113V119L111 118V121ZM33 123H35V122H33ZM51 123V122H50ZM139 123H140V125H139ZM92 124V123H91ZM138 124V125H137ZM169 124V123H168ZM174 124V123H173ZM225 124H227V123H225ZM1 125V124H0ZM41 125V124H40ZM43 125V124H42ZM51 125V124H50ZM94 125V124H93ZM135 127H133V126ZM176 125H178V124H176ZM175 125V126H176ZM224 125V124H223ZM12 126V125H11ZM36 127H39V125H35ZM64 126H65V124H64ZM63 126V127H64ZM76 126V125H75ZM129 126H132L133 128H131V127H129ZM166 126V125H165ZM253 126H255L254 128H253ZM47 127V126H46ZM80 127H81V125H80ZM159 127H160V125H159ZM226 127V126H225ZM48 128H50V127H48ZM73 128V127H72ZM76 128V127H75ZM89 128V127H88ZM87 128V129H88ZM91 128V127H90ZM89 128V129H90ZM96 128V127H95ZM130 128H131V130H130ZM136 128L137 129H139V130H142L143 129V132H145V136H143V139H139V136H135L136 134H137V132H136ZM226 128H228V127H226ZM252 128H253V130H255V131H253L252 130ZM11 130H9V132L10 131H13V129L12 128H10ZM43 128H40V130H42ZM81 129H82V127H81ZM210 129V130H209ZM247 129H250V130H252L251 132H246L247 131ZM45 130V129H44ZM128 130V132L126 133V131ZM160 130V129H159ZM203 130V131H202ZM256 130H257V132H256ZM6 131V130H5ZM8 131V130H7ZM70 131V134L71 135H67V133L65 132V131H62V130H60V134H61V136H62V134H63V136H65V140H67V141H69V139H73V137L76 139V138H79V137H82L84 134L83 133H81V131H80V129L78 128V129H72V130H69ZM72 131H73V133H72ZM169 131V130H168ZM173 131V132H174ZM91 132H92V130H91ZM95 132H96V129H95ZM254 132V133H253ZM23 133V132H22ZM49 133V132H48ZM47 133V134H48ZM89 133H90V131H89ZM98 133H99V131H98ZM101 133V132H100ZM202 133V134H201ZM251 133V134H250ZM14 134V133H13ZM160 134H162V133H160ZM166 134V133H165ZM205 134V133H204ZM7 135V134H6ZM101 135H103V133H101ZM129 135V134H128ZM159 135V134H158ZM168 135V134H167ZM7 136H9L11 139H13V141L15 142L14 143V146L15 145H17V146H21L22 144H21V140L20 139H17V138H15L14 137V135H12L11 136V134H9L8 133V135ZM18 136V135H17ZM35 136L37 137V134H35ZM93 136H95V135H93ZM124 135H122V137H123ZM130 136V135H129ZM162 136H164V135H162ZM169 136V135H168ZM47 137V136H46ZM173 137V136H172ZM9 138V139H10ZM43 138V137H42ZM48 138H50V137H48ZM130 138V137H129ZM2 139V138H1ZM1 139H0V141H1ZM102 139V138H101ZM119 139V138H118ZM117 139V140H118ZM126 139H127V136H126ZM20 140V141H19ZM74 140V139H73ZM153 140V141H152ZM159 140H161L160 139V137H159ZM17 141H19V142H17ZM49 141V140H48ZM77 141V140H76ZM127 141H129V139H127ZM131 141V140H130ZM156 141V140H155ZM164 141V140H163ZM74 142V141H73ZM121 142H123L122 141V139H121ZM158 142H160V141H158ZM107 143V142H106ZM110 143V142H109ZM163 143V142H162ZM71 144H74L75 145V143H70V144H68L67 146H70V147H64L63 148V150L61 149V153L55 158L54 157V152H56V145H52L51 146V148L49 149L50 151H47L44 155H41V156H39V157H41L43 160L41 161V164H43V163H45V162H49V158L50 157H54L53 158V161L55 160V159H57V161L59 162V158L61 157V158H64L65 156H66V149H68V148H70L71 149V152L70 151H68L67 150V152L69 153V154H71L72 155V157L75 155V154H78V153H81V151L79 150V149H76V148H73L74 146H72ZM2 145V144H1ZM108 145V144H107ZM158 145V144H157ZM160 145V144H159ZM7 146H8V144H7ZM145 146V145H144ZM41 146H40V144H39V138L36 140V143L34 144V146H33V149H32V152L33 153H40V152H42L43 151V149L42 148H40ZM2 148H4V147H2ZM11 148H14V150L17 152V153H20L21 154V152L23 153V152H25L24 151V147L23 148H21V149H16L15 147H11ZM20 148V147H19ZM29 148H30V146H29ZM36 148H38V149H36ZM48 148V147H47ZM57 148H58V146H57ZM112 148V147H111ZM9 149H10V146H9ZM11 150V149H10ZM140 150V149H139ZM6 151H7V149H6ZM13 152V151H12ZM15 152V153H16ZM93 152V150L90 152V155L91 156H89L87 159H90V158H93V155H94V152ZM175 152H187V154H186V158H184L185 160H183V166L182 167H177V162H180V158H179V156H176L174 153ZM226 152H227V154L228 155H230V160H232V163L230 162H227V161H224V158H225V156H226ZM29 153V152H28ZM2 154V153H1ZM25 154V153H24ZM30 154V153H29ZM43 154V153H42ZM183 154V153H182ZM3 155V154H2ZM184 155H185V153H184ZM84 156V155H83ZM159 156V155H158ZM157 156V157H158ZM20 157V156H19ZM38 157V158H39ZM67 157V156H66ZM21 158V157H20ZM23 158H25V157H23ZM22 158V159H23ZM156 158V157H155ZM179 158V159H178ZM183 158V157H182ZM21 159V160H22ZM147 159V158H146ZM20 160V159H19ZM28 160V159H27ZM84 160V159H83ZM156 160H157V158H156ZM30 161V160H29ZM39 161H40V159H39ZM79 161H80V157H79ZM131 161V160H130ZM129 161V162H130ZM135 161V160H134ZM3 162H5V160L4 159H1L0 158V166H1V164H3ZM7 162V161H6ZM18 162V161H17ZM28 162V161H27ZM98 162V161H97ZM234 162V163H233ZM14 163V162H13ZM15 163H16V161H15ZM33 163V162H32ZM55 163V162H54ZM60 163V162H59ZM31 164V163H30ZM29 164V165H30ZM41 164H39V165H41ZM6 165V164H5ZM38 165V164H37ZM48 165V163H46L45 164V166H47ZM56 165V164H55ZM105 163H104V161H102V169H104V167H105ZM128 165V164H127ZM181 165V164H180ZM14 166V165H13ZM42 166V165H41ZM126 166V165H125ZM10 167V166H9ZM60 169L64 172V171H66V170H64V169H66L67 168V165L66 164H60ZM133 167H134V165H133ZM234 167V166H233ZM29 168V167H28ZM44 168V167H43ZM108 168V167H107ZM177 168H179V170H181V174L180 173H177ZM185 168V169H184ZM232 168V169H231ZM45 169H47L46 167H45ZM68 169V168H67ZM90 169V168H89ZM6 170V169H5ZM43 170V169H42ZM48 170V169H47ZM94 170V169H93ZM116 170H117V168H116ZM184 170V171H183ZM117 171H119V170H117ZM29 172H30V170H29ZM141 172V171H140ZM180 172V171H179ZM188 172V173H187ZM171 173H172V175H171ZM174 173V174H173ZM120 174V173H119ZM122 174V173H121ZM127 174V173H126ZM126 174H124V175H126ZM137 174V173H136ZM177 174L179 175V176H185V175H187V177L186 178H184V177H182V178H184L182 181H179V180H181L180 178H179V180L177 179V177H179V176H177ZM210 174V173H209ZM206 175V174H205ZM46 176H47V174H46ZM146 176V175H145ZM4 177V176H3ZM42 177H43V175H42ZM141 177H143L144 178V175L142 176L141 175ZM149 177V176H148ZM263 177V176H262ZM261 176L260 177H258V179L259 180H262L261 178H262ZM10 178V177H9ZM41 178V177H40ZM85 178H87V175H85ZM165 178V177H164ZM168 178H169V176H168ZM145 179H147V178H145ZM207 179V178H206ZM45 180V179H44ZM3 181V180H2ZM42 181V180H41ZM147 181V180H146ZM229 181V180H228ZM13 182V181H12ZM19 182V181H18ZM30 182V181H29ZM135 182V181H134ZM155 182V181H154ZM158 182V181H157ZM206 182V181H205ZM262 182V181H261ZM144 183H145V181H144ZM152 183V182H151ZM159 183V182H158ZM175 183V182H174ZM257 183H258V181H257ZM28 184H30V183H28ZM139 184H141L142 186H140L139 185V187H137V189H139V191L138 190H136V188H134L133 186H131L132 187V189H133V191H131V190H129V189H124V192H123V196H125V198L127 199V202L129 201V202H132V204L133 205H135V208H136V210L139 212L138 214L141 216V217H143L144 219H148V220H153L154 218H156L157 216L158 217H161V218H167L168 217V215L166 214V210L163 208H160L161 206L160 205H155V206H153V199H152V195H153V193H154V191H152V190H150L149 189V187L147 186V185H145V184H142V182H140ZM202 184V183H201ZM256 184V183H255ZM33 185H34V183H33ZM44 185V184H43ZM111 185H114V184H111ZM117 185V184H116ZM153 185V184H152ZM156 185V184H155ZM202 185H204V184H202ZM109 186V185H108ZM118 186V185H117ZM127 185H126V183L124 184V187H126ZM201 186V185H200ZM206 186V185H205ZM209 186V185H208ZM128 187V186H127ZM173 187V186H172ZM2 188V187H1ZM31 188H32V186H31ZM202 188V187H201ZM45 189V188H44ZM76 189V188H75ZM193 191H192V190ZM204 189V191H205V188H203ZM7 190H8V188H7ZM32 191H33V193H36L38 190H40L39 188L37 189V188H32L31 189ZM113 189H111V191H112ZM158 190H159V188L157 189V192H158ZM201 191H202V189H201ZM204 191H203V193H204ZM252 191V188L250 187L249 189H248V191H247V193L243 196V199H244V201H245V203H248V202H250L249 201V198H253V193L251 192ZM94 192V191H93ZM114 191H112L111 192V198L112 197H114V198H116L118 201H120V203L119 204H121L122 202H121V200H122V198L123 197H119L120 196V194H116V193H113ZM190 192V193H189ZM197 192V191H196ZM199 192V191H198ZM197 192V193H198ZM260 192V191H259ZM32 193V194H33ZM85 193V192H84ZM97 193V192H96ZM151 193H152V195H151ZM203 193H202V195H203ZM155 194V193H154ZM187 194V193H186ZM165 195V194H164ZM194 195V194H193ZM41 196V195H40ZM45 196V195H44ZM43 196V197H44ZM61 196H62V194H61ZM98 196V195H97ZM182 196V195H181ZM88 197V196H87ZM200 197V196H199ZM46 198V197H45ZM71 198V197H70ZM69 197H67V199H70ZM88 198H90V197H88ZM165 196H163L162 195V197L160 198V202H161V204H162V206L164 205V206H171V204H169V202H167L165 199ZM254 198H256V197H254ZM76 199V198H75ZM74 199V200H75ZM186 199H188V198H186ZM73 200V201H74ZM89 200H92V198H90ZM42 201V200H41ZM70 201L71 202H73L71 199H70ZM76 201H77V199H76ZM30 205H31V203H30V201H27ZM46 202V204L47 205H49V207H51L52 205H53V203H51L52 201H50V199H45L44 201H42L41 203H45ZM93 202H96V200L95 199H93ZM256 202L257 203H261L259 200H256ZM33 203V202H32ZM29 204H26V206L22 209V211L21 212H19L20 211V209H18V216H23V217H27L28 218V215H26V214H24V213H28V208H29ZM69 204H71V206H70V208H68V210H73V212L71 211L70 212V214H71V216H72V214H74V217L72 218V219H70L71 221H70V223H72V225L73 226H77V224L79 225V228H80V230L78 229V235H79V238H80V243H79V246H78V248H76V252L75 251H73V252H69V256H65V258H64V253H65V250L63 251H61V252H59L58 253V255H57V257L55 256L56 254H57V252H56V254H53V256L51 255V256H49V254H50V252H46V254H47V256H48V260H46V261H44V262H42V264L44 263V264H52L54 261H56V264H81L83 261H85V263H87V262H90L89 261V257H91V252H90V247H91V245L93 244V243H95V240H96V236H97V232L94 230V228H93V221H94V216L95 215H93V213H92V211H90L89 210V212H86L87 213V216H84V215H86V213H84V214H81V213H79L78 212V210H79V205L78 204H76V202H75V204H74V202L73 203H69V201L67 202V206H69ZM44 206V205H43ZM257 206V205H256ZM255 210L256 209H258V207H253ZM50 209V208H49ZM173 209H174V207H173ZM261 209V208H260ZM27 211V212H26ZM257 211V210H256ZM65 212V211H64ZM170 212H172V211H170ZM249 212V211H248ZM258 212V211H257ZM65 213H67V212H65ZM169 213V212H168ZM153 214V215H152ZM230 214V213H229ZM229 214L227 215V213L225 214V217L226 216H229ZM259 214H261V215H264V213L262 214V212H260ZM66 215V214H65ZM90 217H89V216ZM124 215H126V214H124ZM258 215V214H257ZM167 216V217H166ZM231 216V215H230ZM253 216H255L254 214H253ZM22 217V218H23ZM82 217V218H81ZM87 217V218H86ZM174 217H176L174 214L172 215V217H170L169 216V218H168V221H169V224H170V222L171 221H173L174 220ZM225 217H223L222 219H224ZM220 218V217H219ZM254 218V217H253ZM24 219H26V218H24ZM86 219H91V220H86ZM129 220V219H128ZM97 222L99 221V220H96ZM157 222V221H156ZM229 224H231V223H229ZM239 225V224H238ZM159 226H160V224H159ZM163 226V225H162ZM236 226V225H235ZM235 226L234 227H232L231 229H229V230H233V232L232 231H228V233L229 234H231V233H235V232H237L238 231V229H235ZM252 227V226H251ZM174 230V229H173ZM218 230H221V229H218ZM218 230H216V232L218 231ZM224 230V229H223ZM166 231V230H165ZM260 231V230H259ZM261 231H262V228H261ZM40 232V231H39ZM216 232H214V233H216ZM165 234V233H164ZM264 234V233H263ZM260 235V234H259ZM57 236L58 235H56L55 234V236H52V238H51V246H52V250H53V253H54V249H57V248H59V241H58V239H56L57 238ZM109 236V235H108ZM217 235H215V237H216ZM220 236V235H219ZM256 236V235H255ZM214 237V238H215ZM229 237V236H228ZM230 237H233L232 235H230ZM213 238V239H214ZM221 238H223L222 236H220V239ZM210 240V239H209ZM216 240H217V238H216ZM221 240H223V239H221ZM208 241V240H207ZM220 241V240H219ZM221 242V241H220ZM205 243H207V242H205ZM57 244V245H56ZM110 244V249H112L114 246H111V245H113V243H109ZM213 245H209L210 246V248H211V251L214 253V252H216V251H214L215 250V242L214 243H212ZM204 245V244H203ZM218 245H221L220 243H218ZM206 248H207V246H205ZM210 248H209V250H210ZM127 249V248H126ZM51 249H50V251H52ZM247 250H249V249H247ZM111 251V250H110ZM2 252V251H1ZM40 252V250L39 249H37V251H36V253H39ZM248 252V251H247ZM34 253V252H33ZM198 253V252H197ZM205 254V253H204ZM98 255V254H97ZM99 256V255H98ZM201 256V255H200ZM100 257V256H99ZM202 257V256H201ZM36 258H37V256H36ZM35 258V259H36ZM92 258V257H91ZM83 260V261H82ZM36 261H37V259H36ZM75 261H76V263H75ZM79 261V262H78ZM194 260H192V259H189L188 260V263H191V262H193ZM200 261H201V259H200ZM203 261V260H202ZM201 261V262H202ZM205 262H206V260H204ZM50 262H52V263H50ZM205 262H203V263H205ZM214 262V261H213ZM207 264V263H206Z\"/></svg>",
  "mask_w": 264,
  "mask_h": 264
}]
</instances>
